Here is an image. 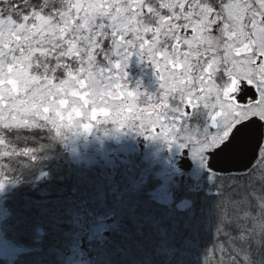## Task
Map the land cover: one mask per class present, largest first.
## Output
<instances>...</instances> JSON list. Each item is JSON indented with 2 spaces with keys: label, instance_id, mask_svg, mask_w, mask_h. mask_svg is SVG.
Instances as JSON below:
<instances>
[{
  "label": "snow or ice",
  "instance_id": "obj_1",
  "mask_svg": "<svg viewBox=\"0 0 264 264\" xmlns=\"http://www.w3.org/2000/svg\"><path fill=\"white\" fill-rule=\"evenodd\" d=\"M133 56L155 66L158 98L129 90ZM201 110L211 127L194 131ZM23 114L55 129L86 121L85 133L111 122L203 164L242 127L264 126V0H0V125ZM242 171L225 183L231 207L204 264H251L264 235V140Z\"/></svg>",
  "mask_w": 264,
  "mask_h": 264
},
{
  "label": "rangeland",
  "instance_id": "obj_2",
  "mask_svg": "<svg viewBox=\"0 0 264 264\" xmlns=\"http://www.w3.org/2000/svg\"><path fill=\"white\" fill-rule=\"evenodd\" d=\"M125 71L129 90H134L139 82L142 93L154 97L158 95L160 83L157 70L147 58L142 62L133 56ZM150 79L152 84L149 86ZM202 112L193 118V122L198 123L192 128L194 131L208 127V119L200 117ZM198 117L199 121H196ZM13 119L15 123L11 125H0V170L6 171L10 178L0 190V264H101L109 259L106 258V251L111 246L120 250L122 244L131 245L127 240L131 236L125 231L127 224L122 221L125 218L129 221V228L136 230L145 241L141 245L151 244L152 236L160 237V249L165 251L168 263L204 264L205 256L215 245L217 236L207 230L208 224L199 225V221L193 220L197 210L194 207L196 197L200 195L202 201L214 197L211 205L219 212L222 205H230L226 199L217 198L219 189H223L229 178L247 175L246 172L228 175L209 173L208 157L205 155L203 164L194 159L193 170L185 174L188 181L180 182L184 173L178 171L177 164L183 149L177 143L170 145L169 141L159 137L149 139L128 128L117 131V126L111 122L96 123L90 132L85 133L80 123L86 121L69 122L55 129L49 121L33 114ZM42 130L48 131L50 140L36 142L35 146V141H32L22 152H17L14 145L6 140L12 133L21 134L22 131L27 132L31 140H37L35 134ZM5 154L9 157L6 164ZM14 159L17 164L12 163ZM55 183L59 184L58 187ZM24 186L35 192L32 202L36 205L49 203L53 193L59 196L52 200L53 207H48L51 210L43 205L42 219L37 220L41 225H35L34 242L30 241L33 236L26 240L20 238L27 236L26 233L19 232L21 236H18L15 229L17 221L13 219L15 214L8 206L9 200L15 205L22 204L18 211L23 212L16 215L17 218L24 216L26 219L28 215H33L31 207L27 206L31 201L27 202L25 192L20 191ZM140 191L143 193L141 196H133L134 192ZM183 192L189 197L180 198L179 194ZM161 206L165 209L162 213ZM182 212L184 215H180ZM24 217L18 218V224ZM34 219L35 216L31 222L35 224ZM202 219L214 228L217 224L221 225L217 217ZM43 224L52 230L57 244L47 242L51 233L43 228ZM148 226L155 228L145 231ZM88 233L91 240L86 241H97L104 246V254H95L92 244L86 249ZM192 235H198L195 241L190 240ZM199 245L207 252H194ZM152 258L146 254L131 258V261L152 263ZM111 262L118 264L120 261L113 257Z\"/></svg>",
  "mask_w": 264,
  "mask_h": 264
},
{
  "label": "trees",
  "instance_id": "obj_3",
  "mask_svg": "<svg viewBox=\"0 0 264 264\" xmlns=\"http://www.w3.org/2000/svg\"><path fill=\"white\" fill-rule=\"evenodd\" d=\"M24 135H27V136H24ZM35 135L38 137L37 140H35V139L31 140V138H29L27 132H23L22 131L21 134L12 133V135L9 136L10 138L6 139V140L11 144V146L14 145V147L16 148V151L18 150L17 152H22L21 150L27 149V147L32 144V141H35V144H34V146H35L36 142L45 143V142L50 140L49 133H48L47 130L38 131ZM25 142H29L30 144L26 145ZM14 161H15V159L13 160L12 163L13 164H17ZM235 176H241L242 177V175H235ZM222 177L226 178V179L229 178V177H225V176H222ZM180 182H182V181H180ZM220 182H222V184H223V181H220ZM228 182H229V184H230V182H234L235 183L234 180H232V181L228 180ZM242 182L243 181H241V183ZM225 183L223 184V189L222 188L219 189L220 192L218 193V197L217 198H224V199H226V202H230V198H231L232 193L227 191V189L225 188ZM57 184L58 183H55L54 185H57ZM58 185L55 186V187H58ZM154 187H153V189H154ZM21 190L25 192V194L27 196L26 197L27 198V202L31 201V203L28 202L27 206L31 207L30 211H31V214H33V215H28L29 219H27L28 217L25 219V217L22 216V217H24V220L19 221V224H18V218L23 219L20 216L18 218L16 216V215H20L23 212V211H18L22 204L21 203H17L15 205L13 202H11L9 200L8 201V206H9V210L12 213L15 214V215H13L14 216L13 219L16 218L15 221H17V222L15 223L13 221V223H15V229L18 232V236L19 237L21 236V234H19V232L26 233L27 236H22L20 238L23 239V240H26L27 237H32L33 236L30 241L34 242V239H35V233H34L35 232V227L37 225H41V222L38 224L37 220L41 221V219H42V215L40 213L43 212L42 211L43 210V208H42L43 205L47 206V209H48V207H53L54 202H52V200H54L56 197L58 198L59 196L56 193H53L50 196V198H49V200H51L49 203L41 204V205L37 204L36 205V204H33V202H32V198H33V195H35L34 194L35 192L28 190V186H24L23 188L20 189V191ZM142 194H143L142 191L134 192L133 196H135V195H140L141 196ZM15 196H17V195L15 194ZM183 196H184V198L189 197L188 194H186L184 192L179 194L180 198H182ZM51 198H53V199H51ZM207 199H209V200L202 201V197L200 195H198L196 197V200H195V203H196L195 205L196 206H194V207H196L197 210L195 212V215H193L195 217V219H193V220L194 221H199V225L202 224V225L206 226L208 224L207 225V230L212 232L214 236L215 235L217 236V226H220V225L217 224V226H215V228H214L213 225H210L208 222H205V219L201 220V218L217 217V218H219L221 220V222H220V224H221L222 222L226 221V219H227V211L230 209L231 205H229V204L222 205V207L220 208V210L218 212L216 210V208H213L212 205H211V203H212L211 201H213L214 197H212V198L209 197ZM23 203L26 204V202H23ZM148 204L150 205L149 202H148ZM49 210H51V208H49L48 211ZM161 211H163V212L165 211L164 208L162 209V206L160 207V212ZM25 213H27V212L25 211ZM180 215H184V213L182 212V214H180ZM34 216H35V219H34L35 224L31 222V218H34ZM43 221H44V219L42 220V223H43ZM122 221L124 222V224H127V228H126L125 231L128 232L130 234V236H131V237L127 238L128 242L131 245L129 247H127L124 244H122V245H120V250H118L117 248H114V246H111L106 251V256H107L106 258L109 257V259L108 260L105 259L104 261L101 262V264H114L113 262H111L113 257H115L118 261H120L118 264H173V263H168V261H166L165 251L160 249V240H159L160 237H156L155 238L154 236H152L151 244L146 243L145 245H141L143 240L137 234L136 230H134L133 228H129L130 226L128 225L129 224L128 219L125 218ZM52 223L55 224L54 221ZM43 225H44L43 228L49 230L50 233H51L50 234L48 232L51 236L48 237L47 242L55 244L56 243V239L52 237V235H53L52 234V230L49 227H47L46 224H43ZM69 226H71V225H69ZM65 227H68V225H66ZM148 228L151 229L148 226V227H145L144 230L145 231L149 230ZM154 228H152L151 230H153ZM163 229H164V227H163ZM23 235H25V234H23ZM145 235L150 236V235H148L146 233H145ZM45 236H47V234ZM191 237L192 238L190 240L191 241H195L196 238L198 237V235H195V236L192 235ZM49 239H51V240H49ZM86 239H90L91 240L90 233L87 234V236L85 238V241H86ZM180 239H181L182 242H184V238L183 237H181ZM256 239L258 240L259 236H257ZM87 241H86V249L89 248V246L92 244V246L94 247L93 252L95 254H97V255H100L102 253L104 254V251H105L104 250V246H100L97 241H92V242L89 241V240H87ZM200 241H202V240L200 239ZM143 242H145V241H143ZM138 244L141 245L142 248H140ZM69 245L70 244H68L67 246H69ZM202 248H204V247H200V245H199L198 248H195L194 252H196L197 254H203L206 251V248L205 249H202ZM146 254H148V256H150V257H153L152 258V263H137V262H132L131 261V258L141 257L142 255L145 256ZM248 255L250 256L251 264H264V235L260 236V239H259L258 242H255V243H253L252 245L249 246ZM183 258H185V257H183ZM102 259H103V255H102ZM238 259H239V257H238Z\"/></svg>",
  "mask_w": 264,
  "mask_h": 264
},
{
  "label": "water",
  "instance_id": "obj_4",
  "mask_svg": "<svg viewBox=\"0 0 264 264\" xmlns=\"http://www.w3.org/2000/svg\"><path fill=\"white\" fill-rule=\"evenodd\" d=\"M258 140H264V126L253 123L242 127L227 148L211 155L209 168L222 173L243 172L253 165ZM186 161L184 169L191 170L192 162Z\"/></svg>",
  "mask_w": 264,
  "mask_h": 264
},
{
  "label": "flooded vegetation",
  "instance_id": "obj_5",
  "mask_svg": "<svg viewBox=\"0 0 264 264\" xmlns=\"http://www.w3.org/2000/svg\"><path fill=\"white\" fill-rule=\"evenodd\" d=\"M151 84H152V80L150 79V80H149V86H150ZM244 94L247 95V89H246V88L244 89ZM159 95H160V91H159L158 95H156V97H157V96L159 97ZM241 98H243V97H241ZM189 111H190V112H193V110H191V109H190ZM200 117H201L203 120L208 119L207 116L204 114V112H202V114H201ZM193 120H194V119H191V121H190V123H191V128H195V124H196V127L198 126V123H197V122L194 123ZM194 121H195V120H194ZM196 121H199V117L196 118ZM208 121H209V119H208ZM201 123H202V122H201ZM209 123H210V122L207 123V126H208V127H211ZM193 125H194V127H193ZM202 125H203V123H202ZM185 151H186V152H185ZM185 154L188 155V156H186ZM206 156H207V155H206ZM207 157H208V160H207V165H208L211 156H207ZM187 158H189V160L192 162V168H191V170H186V169H184L185 164L187 163L186 160H188ZM177 165H178V171L184 173V174L182 175V178L180 179V181H188V180H186V175H185V174L191 172V171L193 170V168H194V165H195V160L191 157V149H189V148H185V149H183V155H181L180 158L178 159V164H177ZM208 167H209V165H208ZM208 172H209V173H216V174H220V175H227V174H228V173L217 172V171H214L213 169H210V168H208ZM232 174H233V173H232ZM178 181H179V180H178Z\"/></svg>",
  "mask_w": 264,
  "mask_h": 264
}]
</instances>
